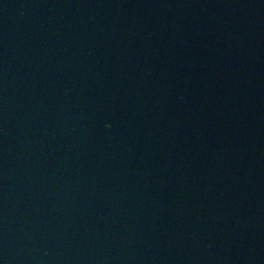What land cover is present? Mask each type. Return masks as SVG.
<instances>
[{
	"label": "water",
	"instance_id": "water-1",
	"mask_svg": "<svg viewBox=\"0 0 264 264\" xmlns=\"http://www.w3.org/2000/svg\"><path fill=\"white\" fill-rule=\"evenodd\" d=\"M0 264H264V0H0Z\"/></svg>",
	"mask_w": 264,
	"mask_h": 264
}]
</instances>
